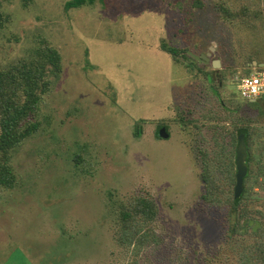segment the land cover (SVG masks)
I'll use <instances>...</instances> for the list:
<instances>
[{"label":"rangeland","instance_id":"374dc122","mask_svg":"<svg viewBox=\"0 0 264 264\" xmlns=\"http://www.w3.org/2000/svg\"><path fill=\"white\" fill-rule=\"evenodd\" d=\"M67 1L0 0L9 18L0 69L34 56L41 40L62 57L33 117L37 131L12 152L16 184L0 189V264H125L115 209L135 194L156 201L160 243L128 261L241 264L227 210L201 199V154L215 127L228 139L249 126L250 151L264 160V111L231 90L248 59L264 63V0H104L65 10ZM161 43L210 52L198 64L212 82ZM160 124L168 138H155Z\"/></svg>","mask_w":264,"mask_h":264},{"label":"trees","instance_id":"16d2710c","mask_svg":"<svg viewBox=\"0 0 264 264\" xmlns=\"http://www.w3.org/2000/svg\"><path fill=\"white\" fill-rule=\"evenodd\" d=\"M25 4L33 0H23ZM104 0H68L64 4L65 10L78 9L93 5ZM226 15L241 17L245 10L231 13L221 8ZM8 17L0 10V34L4 29ZM161 47L174 60L186 50H180L171 45L161 43ZM253 58L248 59L245 67L248 75L259 67L261 62L253 66ZM191 66H197L199 72L202 66L189 58ZM62 70L60 52L47 40H41L34 56L21 59L6 69H0V189H10L16 184V174L11 165V155L23 140L34 134L39 123L33 120L40 102L41 95L51 86V77H56ZM205 78L212 82L211 73H205ZM213 90V94H215ZM217 95V93H216ZM247 101V100H246ZM258 101L248 102L253 108L264 111V105ZM260 106V108H259ZM261 111V112H262ZM264 113V112H262ZM140 120L135 123L134 136L141 135ZM161 126L158 125L157 127ZM220 127H215L212 133L213 141L210 153L201 154V181L203 193L201 199L208 207H225L228 236L238 240L240 245L241 264H264V160L261 156H253L249 147V126L236 127L228 135L222 136ZM245 132L247 144L248 172L244 178V189L239 198H234L236 182L235 152L238 135ZM155 138L159 139L157 130ZM228 142V143H227ZM264 156V152L261 153ZM160 210L156 201L144 194L131 195L122 200L115 209V227L113 238L117 246L127 257L125 264H139V260L131 259L139 256L143 250L151 246H158L160 237L156 231V221ZM47 264H51L47 263Z\"/></svg>","mask_w":264,"mask_h":264},{"label":"water","instance_id":"95a60500","mask_svg":"<svg viewBox=\"0 0 264 264\" xmlns=\"http://www.w3.org/2000/svg\"><path fill=\"white\" fill-rule=\"evenodd\" d=\"M212 50H213V47H211V51ZM187 55L189 56L190 60L193 62L206 63V61L209 60L211 53L207 52L206 54H201L198 56L190 51H187ZM256 65L257 63L254 62V66ZM212 67L213 68L219 67V61L213 60ZM259 67H264V63L259 64ZM157 134L161 138H168L167 127L162 126V125L159 126L157 128ZM247 156H248V153H247V144L245 142V132H240L238 135V143H237L236 152H235L236 182H235L234 190H233L235 199L240 197L244 189V178L248 172Z\"/></svg>","mask_w":264,"mask_h":264},{"label":"clouds","instance_id":"9594fccd","mask_svg":"<svg viewBox=\"0 0 264 264\" xmlns=\"http://www.w3.org/2000/svg\"><path fill=\"white\" fill-rule=\"evenodd\" d=\"M232 91L239 92L240 96L251 102L258 99L264 90V83L259 82L255 77L251 80L245 79L242 83L231 88Z\"/></svg>","mask_w":264,"mask_h":264},{"label":"built area","instance_id":"2783aa9c","mask_svg":"<svg viewBox=\"0 0 264 264\" xmlns=\"http://www.w3.org/2000/svg\"><path fill=\"white\" fill-rule=\"evenodd\" d=\"M253 77H255L259 82L264 83V70H256L249 76H244L242 78L236 79L235 85L242 83L245 79L251 80ZM237 93L241 99H244L240 96L239 92ZM259 99H264V90H262V94L260 95V97L258 99H255L254 101Z\"/></svg>","mask_w":264,"mask_h":264},{"label":"flooded vegetation","instance_id":"af4514ba","mask_svg":"<svg viewBox=\"0 0 264 264\" xmlns=\"http://www.w3.org/2000/svg\"><path fill=\"white\" fill-rule=\"evenodd\" d=\"M260 105H264V101H258Z\"/></svg>","mask_w":264,"mask_h":264},{"label":"crops","instance_id":"0c3cea01","mask_svg":"<svg viewBox=\"0 0 264 264\" xmlns=\"http://www.w3.org/2000/svg\"><path fill=\"white\" fill-rule=\"evenodd\" d=\"M160 46H161V45H160ZM161 50H163L162 47H161ZM163 51H164V50H163ZM164 52L167 53L166 51H164ZM254 62H255V61H253L252 64H254ZM256 63H257V62H256ZM260 64H261V63H260ZM239 98H240V97H239Z\"/></svg>","mask_w":264,"mask_h":264}]
</instances>
